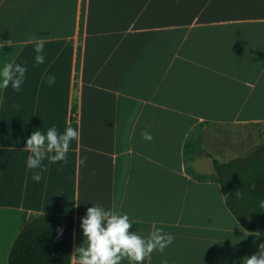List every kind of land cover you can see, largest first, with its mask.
<instances>
[{"label":"crops","instance_id":"1","mask_svg":"<svg viewBox=\"0 0 264 264\" xmlns=\"http://www.w3.org/2000/svg\"><path fill=\"white\" fill-rule=\"evenodd\" d=\"M0 40L14 45L0 66L27 69L19 91L0 89V264L37 215L74 218L73 255L93 204L127 213L145 236H174L145 264L258 253L264 234L231 213L214 166L233 147L197 135L264 123V0H0ZM53 126L79 139L65 161L28 168L26 139Z\"/></svg>","mask_w":264,"mask_h":264},{"label":"clouds","instance_id":"2","mask_svg":"<svg viewBox=\"0 0 264 264\" xmlns=\"http://www.w3.org/2000/svg\"><path fill=\"white\" fill-rule=\"evenodd\" d=\"M30 42H34L36 63H44L43 39L33 35ZM6 45L11 48L14 46L11 40H0V49H4ZM26 71L27 69L19 63H4L0 66V89L11 86L19 91ZM47 82L49 85L53 84L55 77L49 76ZM38 129L26 139L24 148L30 153L27 156V167L30 169H42L45 160L50 163L65 161L71 142L78 140L80 135L78 129L73 127H66L63 133L58 132L54 126L46 132ZM143 137L147 141L152 140L149 132H144ZM32 178L39 181L40 172H35ZM259 205L264 208V200H261ZM133 225L134 221L127 213L93 204L81 220L85 239L81 246L75 248L72 255L76 264H122L124 261H127V264H145L154 251L163 253L174 242V236L160 227H154L145 236L137 230H131ZM59 231L62 234L63 230ZM243 264H264V244L259 246L258 253L245 257Z\"/></svg>","mask_w":264,"mask_h":264},{"label":"trees","instance_id":"3","mask_svg":"<svg viewBox=\"0 0 264 264\" xmlns=\"http://www.w3.org/2000/svg\"><path fill=\"white\" fill-rule=\"evenodd\" d=\"M214 166L231 213L246 231L264 234L259 205L264 200V143L249 156L228 163L215 160ZM74 227L70 216H33L14 243L9 264H71Z\"/></svg>","mask_w":264,"mask_h":264},{"label":"rangeland","instance_id":"4","mask_svg":"<svg viewBox=\"0 0 264 264\" xmlns=\"http://www.w3.org/2000/svg\"><path fill=\"white\" fill-rule=\"evenodd\" d=\"M198 131L197 136L200 140L206 139L210 142L220 139L224 144L233 147L235 156H230V161L251 155L264 143V123L231 127L213 126Z\"/></svg>","mask_w":264,"mask_h":264}]
</instances>
